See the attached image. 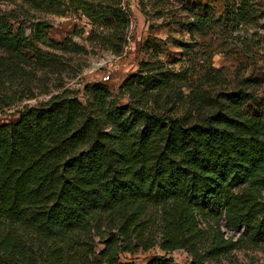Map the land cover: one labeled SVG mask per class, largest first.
Returning a JSON list of instances; mask_svg holds the SVG:
<instances>
[{
    "label": "trees",
    "instance_id": "trees-1",
    "mask_svg": "<svg viewBox=\"0 0 264 264\" xmlns=\"http://www.w3.org/2000/svg\"><path fill=\"white\" fill-rule=\"evenodd\" d=\"M43 1L51 8L61 3H31L38 7ZM68 1L94 24L111 29L107 45L118 53L123 42L120 47L117 42L129 25L121 0ZM227 3L219 20L194 14L189 31L205 34L238 25L246 3ZM14 21L13 14L0 13V46L39 56ZM49 29L39 23L36 38L67 50L64 43H47ZM183 47L190 54L187 47L193 46ZM210 70L215 72L209 67L206 79ZM195 75L190 67L173 72L160 60L144 62L122 87L130 98L125 105L108 87L94 85L86 104L60 94L25 108L16 123L1 125L0 264H36L21 230L56 243L109 215L127 241L152 207L161 211L162 251L185 250L194 256L192 264L208 262L196 252L200 214L217 225L209 259L230 248L221 219L231 230L244 229L255 246L264 245V122L242 110L251 96L213 98ZM114 241L104 251L109 264H133L115 260ZM148 264L175 263L164 256Z\"/></svg>",
    "mask_w": 264,
    "mask_h": 264
},
{
    "label": "rangeland",
    "instance_id": "rangeland-1",
    "mask_svg": "<svg viewBox=\"0 0 264 264\" xmlns=\"http://www.w3.org/2000/svg\"><path fill=\"white\" fill-rule=\"evenodd\" d=\"M31 1L0 0V13L13 14L15 28L24 27L28 42L40 51L39 56L28 50L17 54L0 46V126L16 123L25 108L37 107L60 94L72 95L86 104L94 85L108 87L113 99L125 105L130 98L122 90L124 83L139 73L142 63L155 60L173 72L190 67L196 74L194 80L204 83L213 98L239 92L251 96L242 110L264 122V0H244L247 14L238 25L205 34L189 31L192 16L201 14L219 20L227 12V0H121L129 25L124 41L116 39L118 47L123 42L118 53L107 45L111 29L99 22L94 24L68 0L52 8L45 1L34 7ZM39 23L50 27L47 43H64L67 50L39 41ZM184 44L193 46L187 47L192 50L190 54ZM209 67L215 72L210 70V79H206ZM175 99L170 100L175 103ZM261 198L264 200V190ZM198 219L201 234L196 252L206 255V264H264V245L255 246L244 229L231 230L224 219L219 222L220 230L230 248L209 259L217 225L205 214ZM161 228L160 207H152L138 233L130 234L127 241L118 222L109 215L88 230L78 229L56 243L24 230L20 234L36 264H109L104 251L112 239L119 263L148 264L165 256L175 264H192L194 256L185 250L170 254L162 251Z\"/></svg>",
    "mask_w": 264,
    "mask_h": 264
},
{
    "label": "built area",
    "instance_id": "built-area-1",
    "mask_svg": "<svg viewBox=\"0 0 264 264\" xmlns=\"http://www.w3.org/2000/svg\"><path fill=\"white\" fill-rule=\"evenodd\" d=\"M105 80H106V81L110 80V76L107 75V76L105 77Z\"/></svg>",
    "mask_w": 264,
    "mask_h": 264
}]
</instances>
